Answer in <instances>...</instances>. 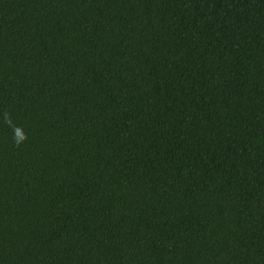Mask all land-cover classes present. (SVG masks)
<instances>
[{
  "label": "trees",
  "instance_id": "trees-1",
  "mask_svg": "<svg viewBox=\"0 0 264 264\" xmlns=\"http://www.w3.org/2000/svg\"><path fill=\"white\" fill-rule=\"evenodd\" d=\"M0 264H264V0H0Z\"/></svg>",
  "mask_w": 264,
  "mask_h": 264
}]
</instances>
